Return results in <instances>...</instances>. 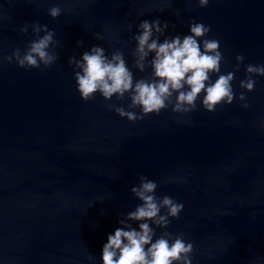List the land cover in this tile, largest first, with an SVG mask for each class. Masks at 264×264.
I'll return each mask as SVG.
<instances>
[{"label": "clouds", "instance_id": "9594fccd", "mask_svg": "<svg viewBox=\"0 0 264 264\" xmlns=\"http://www.w3.org/2000/svg\"><path fill=\"white\" fill-rule=\"evenodd\" d=\"M208 3L209 0H198L200 7H206ZM61 11L54 6L48 10V14L57 18ZM30 26L36 38L27 45L26 51L22 54L17 48L4 59L8 63L15 61L18 67L25 70L40 69L41 65L48 68L59 59V53L50 51L57 43L55 32L39 22ZM28 27L29 24H25L20 32L26 34ZM131 27L128 26L129 31ZM168 27V23L161 25L159 19L151 22L144 20L139 24V34L132 37L136 42L132 53L133 67L141 73L150 67L152 72L149 78L135 79L121 51H115L109 57L103 47L94 46L90 51H85L81 59L70 58L69 65L74 66L81 99L87 102L99 93L105 100L116 96L123 101L127 94L130 110L112 104L109 108L130 122L142 120L150 114L158 115L170 106L172 112L186 115L196 111L198 100L208 112H215L222 104L231 105L237 98L232 82L245 57L237 55L234 70L222 74L221 65L225 57L220 51V42L205 38L211 31L210 26L189 21L190 34L183 37L176 35L160 42ZM42 32L43 36L40 35ZM96 39L103 37L97 33ZM77 43L83 44L82 41ZM245 72L246 77L239 86L252 92L256 85L254 77L264 76V64L249 63L245 66ZM213 75L217 76L215 81L212 80ZM238 99L246 101L245 93L241 92ZM242 106L247 108L249 104L245 102ZM136 109L140 110L139 114ZM139 180V186H133L131 193L141 203L119 220L121 227L114 234L108 235L102 249V264H192L194 246L191 242H185L183 233L173 235L163 231L156 237L152 227L167 228L169 218H178L184 205L170 196L157 197L158 184L155 181L143 175ZM162 210H165L164 214H161ZM129 221L139 222V230L132 227Z\"/></svg>", "mask_w": 264, "mask_h": 264}]
</instances>
